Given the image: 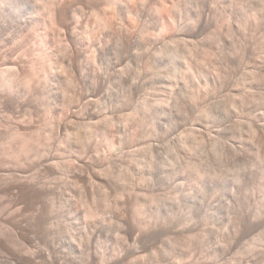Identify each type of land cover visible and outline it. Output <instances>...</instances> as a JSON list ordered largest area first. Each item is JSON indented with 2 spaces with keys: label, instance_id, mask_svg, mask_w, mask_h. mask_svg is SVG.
Returning <instances> with one entry per match:
<instances>
[{
  "label": "rangeland",
  "instance_id": "374dc122",
  "mask_svg": "<svg viewBox=\"0 0 264 264\" xmlns=\"http://www.w3.org/2000/svg\"><path fill=\"white\" fill-rule=\"evenodd\" d=\"M185 1L187 4L185 6L183 1L180 15L186 22L192 20L196 9L205 11L211 7L212 2V0ZM167 4L165 6L169 7L170 5ZM262 6H264V0H249V2L245 0V9L247 10L257 11ZM41 13L40 20H45L47 11ZM173 16L175 19L178 18H176V14ZM263 25L256 34L250 30V27L245 35L241 32L236 33L233 43L238 52L235 55L231 51L234 48L228 47L226 41L216 43V40L219 39L217 37L210 41L205 32L193 41L191 45L194 51L193 58L195 60H193L196 63L201 62V65L199 64L201 71L204 69L214 71V68H218L222 74L205 75V72H202L203 74L197 72V74H169L171 67H168L170 65L167 63V55L156 57L159 61L155 59L151 67H148L145 62L138 61V56L140 58L144 52L146 54V52L150 53L149 50L153 52L158 48H164L166 44L164 41L171 38L170 34L164 35L166 38L164 36L162 39L161 37L153 38L150 42L147 40L145 50L134 49L126 54L124 61L120 63L112 61L111 67L105 63L106 61L98 63L97 67H101L100 74H103L107 80L104 86L98 87L97 96L91 97L93 92H91L90 85L79 84L75 87L83 94V97H90L92 103L95 102V105L98 106L93 104L96 110L99 108L102 112L100 119L94 123L93 129L90 128L94 133L91 132L93 136L88 141L86 132L88 133L89 130L86 131L87 129L83 125L80 127L74 125L75 119L72 118V104L76 102L73 104L76 105L78 101V98L73 101L75 88H68L65 86L66 84L58 86V88L61 87L63 106L59 113L50 112L47 116L44 112L48 110L47 106L51 101L49 97L45 96L47 94H44L47 91L46 88L45 90H43L44 87L40 88L42 95H38V101L41 100V104L44 105H42L43 113L34 116V122L37 127L39 126V130L42 132L47 130L45 133L48 134L49 127L54 124V128H57L56 126L61 122H63L62 126L65 123L68 126L65 125L67 128L65 127L64 130L63 127L60 130L55 129L57 132L59 131L62 140L66 138L62 143L65 149L64 156H56L59 164L64 166L57 167L56 175L41 172L34 161L29 162V167L26 165L27 169L24 168L26 172H31L29 174L38 176L46 186L52 189L53 194L49 196L47 202L57 207V211L53 212L54 216L50 215L51 220L49 219L46 225L51 235L43 232L34 234V243L31 248L34 251L49 250V246H54L59 251L62 248L60 252L64 250L63 253L66 255L68 253L71 258H75L74 263L72 261L65 262L67 264H101L99 260L93 262L88 257L89 253L96 252L100 255H107H105L108 257L106 264L109 262L116 264L118 259L120 260L117 262L118 264L119 262L120 264H131L136 263L140 258V262L143 260L141 263L146 260L144 263L152 264L154 262L153 255L165 248L167 241L189 234V236L193 235L199 241L201 239L203 241H200L198 247L195 246L196 248L190 253L191 256L184 259L182 264H195L196 262L200 264H264V71L259 68L262 67L261 65L264 66ZM44 28V25H40L38 30L34 31L37 30L38 34L43 35L44 42L51 45L53 51L58 47L57 52L66 43L62 44L63 40H57V37L54 38L47 27L45 28L48 30L47 32ZM59 41L61 45H58ZM248 41L253 42L255 53H257L253 58L255 60L239 51L240 45ZM25 45L31 49V57L37 56L34 40L28 41ZM142 50L143 52H140ZM205 52L210 53L206 63ZM181 60L182 58L179 62ZM179 62L178 66L180 63L182 65L184 59ZM118 69H123L124 73L122 81L116 83L111 79L118 73ZM159 99L165 100L164 106L167 109L162 107L158 110L154 107L153 101ZM80 103L82 100L78 102V104ZM143 103H149L153 109L151 106L146 112L142 111ZM162 110H166V112ZM105 115L113 118L116 124L113 127L115 134H113L115 137L113 141H116H112L115 145L112 149L105 145V138L102 136V134L104 135L102 125ZM123 117L129 119L126 125L119 122V119H124ZM2 129L4 130L5 127ZM82 144L85 145L84 153L87 151L85 154L83 149L78 153ZM57 146L58 144L52 152L55 150L54 153H58ZM84 161L93 163L95 171L98 172L97 177L99 176L97 178L96 175H87L89 179L91 178L89 181L94 186L93 191L97 203L100 204L103 201V205L105 204V206L101 204L102 218L95 220L99 228L106 231L102 240L84 238L75 230V225H73L74 231L70 227L72 225L67 226L68 224L63 222L66 210H71V207L73 209V203L76 205L71 212L74 217L76 216L75 220L82 215L81 210L86 208L80 200V194L79 198L76 196L78 195L76 191L79 188L86 193L87 189L83 183H76L73 180L70 170L71 163H83ZM34 164L37 166L36 169ZM183 166L185 169L182 172ZM108 174L120 175L121 180L114 182L108 177ZM122 186L123 188L125 186H128L129 189L132 188L133 194L152 196L159 201L161 212L167 221L163 220L164 225L160 224L161 226L156 230L154 237L147 239L148 241L140 239L139 242L135 236L137 233L134 236L130 235V238L121 234L126 239L119 237L120 231L115 223L119 222L122 217L119 213L116 216L117 212L114 209L124 202V198L122 200L119 195V191L121 192L123 189H121ZM0 191V204L9 203L11 194H8L9 196L2 194L5 188ZM70 198L72 202L74 201L73 203ZM20 202L19 206L21 208L23 206L22 210L26 211L23 214L27 218L32 219L38 213L37 209L35 214L36 208L39 206L29 208V205ZM27 208H29L28 211ZM105 209L106 211H104ZM73 216L72 220H74ZM106 218L112 222L111 226L107 227V223L100 225ZM254 220L256 221L254 222ZM165 222L167 223L165 224ZM80 239L83 241L80 242ZM133 246L134 250L139 247L138 250H141L142 257L140 255L133 256V253L127 256L124 254V249L128 247L133 250ZM144 247L145 249H143ZM155 247L160 248L156 249ZM79 252L81 253L79 254ZM78 257H81V260ZM121 258L125 261H121ZM168 258L170 259L168 260ZM168 258L162 264L181 262L171 256ZM65 263L62 261L60 264Z\"/></svg>",
  "mask_w": 264,
  "mask_h": 264
},
{
  "label": "bare ground",
  "instance_id": "6f19581e",
  "mask_svg": "<svg viewBox=\"0 0 264 264\" xmlns=\"http://www.w3.org/2000/svg\"><path fill=\"white\" fill-rule=\"evenodd\" d=\"M183 1L186 6L187 1L185 0H0V140L2 141L0 143V185L4 186L3 188L0 186V189L5 188L2 194H11L10 196H12L9 203L0 204V264H44V261H48L45 264L49 262L60 264L62 261L68 263L73 262L75 259L71 258L68 253L67 255L63 253L64 250L60 252L62 248L60 251L54 246H49L50 249L44 251H34L31 248L34 243V234L41 232L51 233L47 230L46 225L48 224L50 215L53 214L54 216L53 212L57 211V207L47 202L49 196L53 194L52 189L46 186L38 176L29 174L31 172H26L24 168L30 164V161H34L41 172L56 175L58 173L57 167L64 166L59 164L57 157L59 155H61L60 157L64 156L65 149L62 143L66 138L62 140V136L60 135L61 138L59 136V131L57 132L55 129L58 128L60 130L63 127L64 130L68 126L66 123L62 126L61 123L63 122L58 124L57 128H54L55 124L53 125L54 127H49L48 125L49 133L46 134L45 131L47 132V130L42 132L39 130V126L37 127L35 124L34 116L43 113L42 109L44 105L41 104V100L40 102L38 101V95H42L40 91L42 93L43 87V90L45 88L47 90L44 93L47 94L45 96L49 97L51 101L48 103V110L44 114L46 116L50 112L57 114L63 106L62 94H60L61 87L58 88V86L66 84L65 86L68 88L72 87L74 89L79 84H87L92 88L91 92L93 93L91 97H96V93L99 91L98 87L104 86L107 80L103 74H100L101 67H97L98 63L106 61L105 63L111 67L112 61L120 63L124 61L126 54L130 51L134 49L145 50L148 41L150 42L153 38L156 39L158 37L162 39L167 34H170L171 38L164 41L166 42L164 48H158L156 51L153 50V52L148 49L150 53L146 52L145 54L144 52V54L140 55V58L138 56V61L145 62L148 67H151L156 57L167 55L168 59H165L168 60L166 62L170 65L167 66L171 67V72H168L169 74H201L202 72H205V75L222 74V71L218 68H214V71H209L208 69H204V71L202 68L203 71H201L199 67L201 62H194V51L193 47H191L193 41L205 32V35L208 34L206 37L210 41L216 37L217 39L219 38L216 40V43L226 41L228 47L232 46L234 48L231 51L235 55L238 52L233 43L236 33L241 32V34L245 35L248 27H250V30L256 34L264 24V6L257 11L247 10L245 9V0H212L211 7L205 9V11L196 9L194 19L192 18V20L190 19L188 20L189 22H186L182 20L183 16L180 15ZM165 2H170L168 4L171 7L167 3L169 7L165 6ZM246 2H249V0H246ZM43 11H47V18L40 20L39 16ZM175 14L176 18L178 17L177 19L173 16ZM40 25H44L45 28L47 27L49 32L51 31V34L54 35V38L57 37V40H63L62 44L66 43L60 47V52L59 50L56 52L57 46L56 50L53 51L52 47H50L51 45L49 46L47 42H44L43 35L37 33V28ZM35 29L37 30L34 31ZM32 40L35 41L38 54L31 57V49L27 48L26 45L24 46V44ZM53 40L55 41V39ZM60 41L58 45H61ZM239 51L243 55L251 56L252 59L257 54L251 41L247 43L243 42L239 47ZM140 52H143V50ZM195 52L197 53V51ZM209 56L210 53L205 52V63ZM179 58H182L181 61L184 59L182 65H180L181 61L179 62ZM178 62L180 63L179 66ZM261 66L259 67L260 70L264 71V66ZM118 70V73L114 77L112 76L113 79H111L116 83L122 81V74L124 73L123 69ZM73 94L74 99L73 97L71 98L73 101L76 100L75 98H78L77 104L82 100V103L73 105L76 103L74 102L72 107L70 106L73 114L72 118L75 119L74 125L77 127L83 125L87 129L86 131H90V128L94 127V123L100 119L101 109L99 110L98 108L96 110L94 107L96 103H92V100L89 99L90 97H83V94L77 88L74 89ZM164 103L165 100L159 99L153 101L152 104L159 110L165 107ZM148 104L143 103L141 110L145 112L149 110L152 105ZM95 106L98 107L97 105ZM165 109L167 108L165 107ZM162 111L166 112V110ZM125 118L119 119V122L126 125L129 119ZM115 125L114 119L105 115L102 125L104 135L102 134V136L105 138V140L103 139L105 145L111 149L114 145L113 142L116 141L115 139L113 141V138H115L113 127ZM2 127H5V129L3 130ZM89 131L88 133L86 132L87 141L92 138V133H94L92 130ZM57 144L58 153H54L55 150L54 152L52 151ZM78 146L80 147L81 145ZM83 148H85V145L82 144L81 150H78V153ZM84 151L83 149V153ZM89 162L84 161L83 163L69 164L73 180L76 183H83L87 189V195L82 189L78 188L76 191V194H78L76 196L78 197L80 194V200L85 204L86 208L83 211L81 210L82 215L79 217L77 215L78 219L75 220L76 216L72 215L71 210L75 209L74 206L76 204L73 203L74 201L72 202L71 196L73 209L72 207L71 210L65 209L67 213L64 211L63 218L65 217V221L63 220V222H66L67 226L72 225L70 226L71 229L74 230L75 228L84 238L89 237L90 239L102 240L106 235V231L99 228L95 220L100 217L102 218L103 209L101 204L103 205V201L100 204L97 203L96 195L93 191L94 186L89 181L91 178L89 179L87 176L96 175L95 177H97L98 175V172L95 171V165ZM37 166H35V169ZM184 169L185 167L183 166L181 171L183 172ZM108 177L114 182L121 180L120 175L108 174ZM123 178L126 177L123 176ZM119 195L122 200L124 198V202L114 209L117 212L116 216L120 214L122 217L121 219L118 218L120 221L115 223L120 231L119 237L126 239L124 238L125 236H134L137 233L135 236L139 242L140 239L147 240L153 238L156 230L161 226L160 224L164 225L163 220H166L161 212L162 208L159 206V201L152 196L147 197L133 194L132 188L129 189L128 186H125L121 192L119 191ZM19 202L29 205V208L39 206L36 208L35 214L37 213V209L38 213L32 219L27 218L23 214L26 211L22 210L23 206L21 208ZM106 207L108 206L106 205ZM29 208H27V211ZM60 216L62 217V215ZM72 216L74 220H72ZM101 223L100 225L107 223V227L112 225V222H109L108 218L106 220L103 219ZM73 225H75L74 228ZM121 234L125 236H121ZM171 239L167 241L165 248L160 249L158 254L153 255L154 259L152 260L154 262L152 264H162L169 256L179 259V261L181 260L178 264H182V261L191 256V251L196 248L195 246L198 247V244L202 240L201 237L199 241L195 236H189V234L185 237L181 235L180 237ZM81 241L83 240L80 239ZM128 247H125L126 249L123 250L126 256L128 254L132 255L131 253L136 257L140 255L141 250H138L139 247L135 250L134 246L133 250ZM97 253H89L88 257L93 262H98L99 260L101 264L105 263L108 259L107 255L101 254V256ZM98 255H100V258H98ZM140 257L142 256L140 255ZM140 259H137L136 263L131 264H143L146 261L144 260L141 263L143 260L140 262ZM123 260L121 258V261ZM118 261L120 260L118 259ZM117 262L115 263L118 264ZM146 263L148 264V262ZM195 264L200 263L196 262Z\"/></svg>",
  "mask_w": 264,
  "mask_h": 264
}]
</instances>
